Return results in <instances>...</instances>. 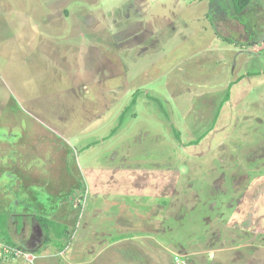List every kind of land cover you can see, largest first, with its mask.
<instances>
[{
  "label": "rangeland",
  "instance_id": "obj_1",
  "mask_svg": "<svg viewBox=\"0 0 264 264\" xmlns=\"http://www.w3.org/2000/svg\"><path fill=\"white\" fill-rule=\"evenodd\" d=\"M230 1L229 5L234 9ZM216 11L215 7H205L202 0H0V59L3 58V63H7L8 53L20 60L25 57L23 50L18 53L17 46L33 41L32 28L61 29L60 35H46L56 41L57 54L55 56L54 50L47 51L46 63L31 68L30 73L36 72V75H28L24 80L26 69L23 65L11 67V73L0 65V118L3 122L8 125L13 121L14 127L26 129L28 125L39 124L42 137L53 136L58 145L57 131H65L59 130L61 118L64 122L79 119L81 123L89 116V107H99V101L105 107L110 105L108 112L111 114L105 124L113 136L104 145H92L86 150L82 140L86 144L90 140L88 136L82 137L80 144L74 143L79 154L85 155L80 159L81 164L112 166L108 155L111 158L114 155V159L119 155L114 161L117 165L124 157L132 156L135 162H129V165L148 166L152 162L181 165L183 172L192 167L190 176L180 184L164 225L154 232L158 235L133 242H111L110 247L97 246L90 238L92 242L87 240L82 244H89L93 255L83 260L102 264L107 253L112 256L127 253L128 256L110 257L109 263L264 264V237L226 228L251 180L264 174V87L251 89L236 111L238 120L234 119L231 130L227 129L229 135L225 137L224 145L214 151L208 150L207 153L215 154L206 156L205 160L193 158V154L180 147L168 122L155 115L154 120L147 118L144 104L139 101L133 107L131 101L136 91L147 95L156 90L167 99L171 91H181L177 105L187 111L189 106L195 105V95L215 93L212 89L215 86L223 97L226 95L229 84L235 79L230 71L234 48L228 45L227 39L236 37L228 33L227 27L224 28L226 33L217 30L214 17L221 15H216ZM249 16L253 23L251 38L262 37L264 15L251 11ZM29 25L25 31L31 32L22 34ZM41 40L45 41V38L40 35L38 41ZM260 56L264 59V54ZM257 65H260L259 69L264 68L261 62ZM102 91H113V96H117L110 98L113 104ZM233 99L236 102L239 96L234 94ZM162 102L160 98L159 105ZM196 106L201 108V103L197 102ZM8 108H11L10 112ZM18 131L23 138L24 131ZM107 133L104 128H93L95 139H101ZM6 142L0 137V156L4 160L10 155L12 160L29 155L21 145L17 147L12 141L10 145ZM25 142L28 144L27 139ZM38 142L40 145L33 146V150L40 155L68 153L67 148L63 152L54 149L55 143L48 147L43 141ZM181 156L189 161H181ZM213 158L220 161L215 162ZM2 164L6 167L5 162ZM7 174L4 172L1 179L9 180ZM35 181L37 186L32 195L0 193V214L5 215L8 235L15 244L12 247L5 237L0 238V264H70V253H44V250L51 247L63 251L70 246L76 250L80 241L79 235L73 244L69 236L61 241L51 238L45 242L44 233L41 237L35 235V240L31 241L32 231L39 228L36 217L48 214L52 206L48 204L47 193L38 186H45L41 183L43 180ZM73 181L74 177L66 176L57 189L70 193ZM49 190L53 191L49 194L53 197L54 188ZM23 197L27 201L38 198L47 202L41 204L48 206L45 207L47 210L31 209ZM60 212L62 210H56L57 214ZM88 217L86 208L83 225L78 229L80 233ZM34 243L38 248L32 250L29 247ZM6 247L33 255L36 260L32 263L6 253L3 251ZM100 253L105 254L98 256Z\"/></svg>",
  "mask_w": 264,
  "mask_h": 264
},
{
  "label": "crops",
  "instance_id": "obj_2",
  "mask_svg": "<svg viewBox=\"0 0 264 264\" xmlns=\"http://www.w3.org/2000/svg\"><path fill=\"white\" fill-rule=\"evenodd\" d=\"M202 1L205 3V7H215L217 9L215 14L221 15L218 18L214 17L217 30L219 29L220 33L222 31L226 33L224 28L227 27V30L229 29L228 33L236 37L233 40L227 39L228 45L234 48L232 49L234 51H231L234 54V61L230 71L235 75V79L229 84V91L223 97L219 90H215L217 89L215 86L212 88L215 93L195 95L193 103H196L194 106L193 104L191 107L189 106L187 111L182 106L181 108L177 105L176 99L181 97V91L175 93L171 91L172 93H169L168 99L157 94L156 90L148 92L147 95L136 91L131 100L133 107L139 101L144 104L147 118L154 120L155 115L159 117V120L168 122V126L173 127V135L178 140L180 147L186 153L193 154V158L197 160H205L206 156L215 154L207 153L208 150L214 151L215 148L224 145L223 141L229 135V132L228 134L226 133L227 129L231 130L234 119L238 120L236 111L239 106L248 98L251 89H255L258 86L264 87V68L259 69L260 65H257L259 62L264 64V59H261L263 56H260L261 53L264 54V34L260 38H251L250 32L253 23L252 18L249 16L251 11H257L258 14L264 15V0H254L240 14L230 7V0ZM254 5L256 7L253 9ZM48 22L52 23L49 19ZM28 28H30V25L23 29L22 34L30 33L31 30L29 32L25 31ZM32 30L35 35L33 41L30 44L24 43L22 46H17L18 53L19 50L24 51L25 57L22 60L16 58V56L10 57L9 53L7 54V63L2 62L3 58L0 59V65L5 66L9 73L13 70L11 67L19 66V64L23 65L26 69L23 73L24 80L28 79V75H36V72L30 73L31 68L33 69L34 66L38 67L46 63L44 59L48 55L47 51L54 50L55 56L57 54L56 41H53V38L48 39L46 35H60L61 33V29L56 28L35 27ZM1 32L2 30H0ZM40 35L45 38V41H38ZM43 50L44 52H42ZM34 51L38 52V54ZM16 59L19 61L16 62ZM50 63H53L52 60H50ZM54 65L57 67L56 60H54ZM9 78L12 80L11 77ZM249 87L250 90H248ZM234 94L235 97L239 96L236 102L233 99ZM102 95L108 99L109 103H112L110 98L117 97L113 96V91H102ZM124 96L125 94L121 95V98ZM98 98L101 97L98 96ZM160 98L163 99L161 105H159ZM203 99L205 100L203 101ZM197 102L201 103V108L199 109L196 106ZM97 104H99L97 108L94 106L89 107L87 113L89 116L81 123L79 119L77 121H72L71 119L66 121V119L64 122L63 117L61 118L63 121L60 122L59 127L61 128L59 130L64 129L65 131L64 133L57 131L59 136L57 139L59 141L58 145L55 143L56 139L53 136L45 135L42 137L43 134L39 133V130H41V125L39 124L28 125L26 129V127H14L13 121L7 125L6 122H3L4 119L0 118V137L2 140L5 138L7 145L12 141L13 145L15 143L17 147L21 145L25 149L24 151L29 152L28 156L24 158L20 156L17 160H12L11 155L10 157L6 156L5 160L0 156V179L5 176L4 172L6 171L8 172L7 178H9V180H0V193L10 196H13V194L32 195L34 187L37 186L35 179L43 180L41 183L45 184L46 188L43 189L44 185L38 186L44 193H47L45 196L50 200L48 204H52V206L48 209V214L46 213V215L42 216L36 213V215L40 217L46 216L45 218L64 225L69 229L61 239L57 240L61 241L69 236L74 241L72 242L73 244L80 235V241H78L76 250H72V246L68 247L70 250L67 248L63 251H58L56 248L51 247L46 249L43 247L41 249H45L44 253H70V264H94L92 260H83L84 257L89 258V256L93 255L92 247L89 244L86 246L82 244L87 240L91 241L90 238L95 241L93 243H96L97 246L105 247L108 245L110 247L112 246L111 242H133L154 238L156 234L158 235V232L156 234L154 232L164 225L168 210L176 197L181 182L188 178L192 171V167L191 169L189 168L190 170L187 169L183 172L180 168L181 165H156L154 162L148 166L129 165V162H135L134 159H131L132 156L124 157L121 163L117 165L114 161L119 158V155L116 159H114V155L112 158L108 155L112 166H95L91 162L86 165L81 164L80 159L85 155L79 154L74 143L80 144L81 138L88 136L89 142L85 144V140H82L83 149L86 150L92 145H104L112 135L109 131V126L105 124L106 120H108L107 117L111 114V111L108 112L110 105L105 107L99 101ZM165 107L169 109H162ZM40 108L43 109L41 106ZM158 109L160 110L158 111ZM7 110L10 112L11 108ZM106 112L108 113L105 114ZM140 113L143 115V111ZM133 115L135 118L138 116L137 113ZM64 124L66 127H63ZM93 128L96 130L104 128L108 133L101 139H95ZM18 130L24 131L23 138ZM137 137L135 138L137 139ZM25 139L28 140V144H26ZM38 140L40 142L43 141L48 147L51 143H55L53 147L54 149L57 148L58 152H63L67 148L68 153L66 155L59 153L58 156L49 157L40 155L37 150H33V146L40 145ZM205 146L207 147L202 149ZM32 152L35 153L30 154ZM98 156L97 154V158ZM180 158L183 162L187 161L185 156ZM213 161L217 162L220 159L213 158ZM2 162L6 163V167ZM68 170H71L70 174H68ZM66 176L74 177L75 179L72 182L73 187L70 193H63V191L61 192L57 189L62 184V179ZM49 188H54L55 195L53 197L49 195L53 193ZM56 195L60 196L56 197ZM10 196L9 199H11ZM79 198L81 200L78 202ZM22 200L35 211L47 210L45 207L48 206L41 205L47 202L41 199L36 198L27 201L23 197ZM68 200L70 201L68 202ZM54 201L57 202V205L54 204ZM36 204H40V206ZM53 206L55 207L53 208ZM86 208L89 210L90 217L86 219L87 221L80 233L78 229L83 225L82 221L84 220ZM56 210H62V212L57 214ZM35 223L39 228L35 227V231H32L31 241L35 240V235L41 237L44 233L46 237L44 230L37 221V217ZM226 228L236 231L243 230L251 235L264 237V174L255 176L251 180L243 197L239 200L232 218L227 221ZM45 242H47L46 238ZM29 248L35 250L38 247L34 243ZM102 254L104 255L105 253H100L98 256ZM107 254L106 261L102 262V264H110V257L128 256L127 253H115L113 256L112 253Z\"/></svg>",
  "mask_w": 264,
  "mask_h": 264
},
{
  "label": "trees",
  "instance_id": "obj_3",
  "mask_svg": "<svg viewBox=\"0 0 264 264\" xmlns=\"http://www.w3.org/2000/svg\"><path fill=\"white\" fill-rule=\"evenodd\" d=\"M253 1L254 0H232L235 12L239 14L244 12ZM37 221L46 234V241H50L51 238L61 239L68 230L66 226L61 225L45 217L38 216ZM1 237H5L7 243L12 247L15 246V244L8 235L6 217L2 214H0V238Z\"/></svg>",
  "mask_w": 264,
  "mask_h": 264
},
{
  "label": "built area",
  "instance_id": "obj_4",
  "mask_svg": "<svg viewBox=\"0 0 264 264\" xmlns=\"http://www.w3.org/2000/svg\"><path fill=\"white\" fill-rule=\"evenodd\" d=\"M1 247V246H0ZM4 252L6 253H13L15 256L17 257H23L25 259H27V261H30V262H34L36 260V257L33 256V255H30V254H24L25 252L23 251H19V250H12L10 249L9 247L7 248H4L3 249ZM176 260H178V257L176 258Z\"/></svg>",
  "mask_w": 264,
  "mask_h": 264
}]
</instances>
